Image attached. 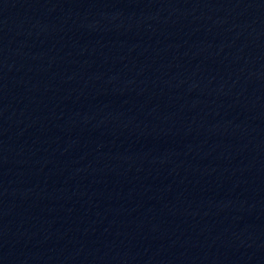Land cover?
<instances>
[{
  "label": "water",
  "instance_id": "1",
  "mask_svg": "<svg viewBox=\"0 0 264 264\" xmlns=\"http://www.w3.org/2000/svg\"><path fill=\"white\" fill-rule=\"evenodd\" d=\"M0 264H264V0H0Z\"/></svg>",
  "mask_w": 264,
  "mask_h": 264
}]
</instances>
